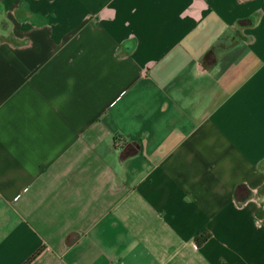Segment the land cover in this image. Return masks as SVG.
<instances>
[{
    "label": "crops",
    "instance_id": "1",
    "mask_svg": "<svg viewBox=\"0 0 264 264\" xmlns=\"http://www.w3.org/2000/svg\"><path fill=\"white\" fill-rule=\"evenodd\" d=\"M0 21V264H264V0Z\"/></svg>",
    "mask_w": 264,
    "mask_h": 264
},
{
    "label": "rangeland",
    "instance_id": "2",
    "mask_svg": "<svg viewBox=\"0 0 264 264\" xmlns=\"http://www.w3.org/2000/svg\"><path fill=\"white\" fill-rule=\"evenodd\" d=\"M3 27H6L5 24H3V22L0 21V29L3 30ZM2 37H8V36H4L2 33H0V39Z\"/></svg>",
    "mask_w": 264,
    "mask_h": 264
},
{
    "label": "trees",
    "instance_id": "3",
    "mask_svg": "<svg viewBox=\"0 0 264 264\" xmlns=\"http://www.w3.org/2000/svg\"><path fill=\"white\" fill-rule=\"evenodd\" d=\"M32 257H33V255H32L27 261H29ZM27 261H26V262H27Z\"/></svg>",
    "mask_w": 264,
    "mask_h": 264
}]
</instances>
